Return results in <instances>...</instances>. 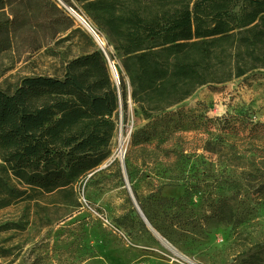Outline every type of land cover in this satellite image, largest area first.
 <instances>
[{"label": "rangeland", "instance_id": "1", "mask_svg": "<svg viewBox=\"0 0 264 264\" xmlns=\"http://www.w3.org/2000/svg\"><path fill=\"white\" fill-rule=\"evenodd\" d=\"M138 1L156 11L178 0ZM71 9L105 47L106 35L79 1L0 0V90L14 92L26 77H61L90 51L85 36L101 50ZM110 61L119 79L121 63ZM107 69L115 127L109 146L93 155L104 157L95 168L48 192L24 184L0 160V264H264V127L255 125H264V68L205 84L170 108L189 110L186 123L196 126L179 139L181 157L150 161L138 153L127 166L131 134L147 119L130 99L123 116ZM119 127L127 136L124 170ZM144 159L153 179L140 177Z\"/></svg>", "mask_w": 264, "mask_h": 264}, {"label": "trees", "instance_id": "2", "mask_svg": "<svg viewBox=\"0 0 264 264\" xmlns=\"http://www.w3.org/2000/svg\"><path fill=\"white\" fill-rule=\"evenodd\" d=\"M76 1L106 35L104 48L115 51L109 59L121 63L123 116L130 99L147 119L131 134L126 166L138 153L150 161L181 157L179 139L196 126L186 123L189 110L170 108L205 84L264 68V0H178L156 11L138 0ZM85 37L90 51L69 61L61 77H26L16 91L0 90V160L30 187L71 185L110 144L117 95L103 52ZM139 173L156 175L145 159Z\"/></svg>", "mask_w": 264, "mask_h": 264}, {"label": "water", "instance_id": "3", "mask_svg": "<svg viewBox=\"0 0 264 264\" xmlns=\"http://www.w3.org/2000/svg\"><path fill=\"white\" fill-rule=\"evenodd\" d=\"M71 11H72V15L73 14H75L76 16H74V18H76V20L77 21H79L80 22V24L85 28V30L88 32V33H90L91 35H92V37H93V39L95 40V42L97 43V45L99 46V48H101V50H102V52H103V54H104V57H105V59H106V64H108V66H109V69H110V72L112 73V77H113V74H115V77H116V79H117V81L116 82H118V84L120 83L119 82V79H118V75H117V73H116V71H115V66H114V64H112V62L110 61V59H109V57H108V55H107V53H106V49L104 48V46H103V43H102V41H101V39H100V37H99V35L90 27V25L85 21V19L84 18H82L79 14H77L74 10H72L71 9ZM80 19V20H79ZM114 79V78H113ZM118 90H119V88H118ZM121 157L122 158H120V162H121V167H122V169L124 170V154L122 153V155H121ZM133 203L135 204V206H136V208H137V211H138V213H139V216L141 217V219H143V221L145 222V223H148V220H147V218H145L144 217V215H143V213L141 212V210L139 209V207L137 206V204L133 201Z\"/></svg>", "mask_w": 264, "mask_h": 264}, {"label": "bare ground", "instance_id": "4", "mask_svg": "<svg viewBox=\"0 0 264 264\" xmlns=\"http://www.w3.org/2000/svg\"><path fill=\"white\" fill-rule=\"evenodd\" d=\"M74 16H76L75 14H73ZM80 20V19H79ZM116 71V69H115ZM113 78L117 81L116 77H115V74H113ZM126 137L127 136H124L121 132V127H119V133H118V136H117V141H118V150L116 151V154L118 155V157L122 158L121 155L123 153V150H124V146L126 144Z\"/></svg>", "mask_w": 264, "mask_h": 264}]
</instances>
